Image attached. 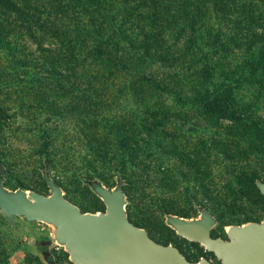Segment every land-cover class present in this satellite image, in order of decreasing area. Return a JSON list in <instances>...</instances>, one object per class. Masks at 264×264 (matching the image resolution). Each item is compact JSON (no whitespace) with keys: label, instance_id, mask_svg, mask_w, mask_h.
<instances>
[{"label":"trees","instance_id":"1","mask_svg":"<svg viewBox=\"0 0 264 264\" xmlns=\"http://www.w3.org/2000/svg\"><path fill=\"white\" fill-rule=\"evenodd\" d=\"M18 32L38 43L35 62ZM0 47L18 68L37 70L24 85L36 93L29 107L48 116L46 183L51 152L62 148L61 160L83 169L112 165L140 228L142 202L165 217L189 219L185 201L226 225L264 220V0H0ZM69 116L85 118L67 128ZM195 130L206 135L184 142ZM243 187L258 203L244 202ZM0 225L15 230L2 215ZM9 256L0 242V264Z\"/></svg>","mask_w":264,"mask_h":264},{"label":"water","instance_id":"2","mask_svg":"<svg viewBox=\"0 0 264 264\" xmlns=\"http://www.w3.org/2000/svg\"><path fill=\"white\" fill-rule=\"evenodd\" d=\"M6 170L0 162V215L18 231L19 219L52 227L50 235L32 231L33 252L47 264H58L51 253L62 247L74 264H213L207 259L189 261L177 248L156 242L147 230L129 219L124 181L108 188L99 179L85 184L105 204V211L83 212L66 198L65 190L53 179L47 181L50 195L34 190H12L5 185ZM264 195V181L256 180ZM199 216L188 219L167 215L166 223L183 237L199 242L214 252L219 264H264V221L231 225L227 240L213 238L216 217L203 206ZM44 247L45 250H41Z\"/></svg>","mask_w":264,"mask_h":264},{"label":"rangeland","instance_id":"3","mask_svg":"<svg viewBox=\"0 0 264 264\" xmlns=\"http://www.w3.org/2000/svg\"><path fill=\"white\" fill-rule=\"evenodd\" d=\"M13 40L16 41L15 43L20 48L24 47L28 54L31 53L28 59H31V57H33V60L37 59L39 55L37 50L38 43L20 32L15 35ZM233 41L235 43V40ZM46 45H52L51 40H48ZM3 51L4 50L0 47V105L5 109L4 115L9 117V120H4V116L2 117V113H0V160L4 163L6 170L5 182H7V187L12 190H19V187L25 186L27 187L26 190H34L43 195H50L51 192L45 178L46 171L44 170L42 156L39 152L45 144L49 134L45 128L49 127L46 126L48 125L46 123L48 116L44 109H42L43 107H29L35 106L33 103L36 93L30 85H24V81L31 75L36 74L37 70L35 72L32 67L20 68L19 66L18 68L16 62L7 58L3 54ZM237 51L238 50H236V52ZM33 64L35 65V63ZM248 99H251V95L248 96L247 100ZM261 104L260 113L263 112L264 114V97ZM22 105L25 107H22ZM117 108L121 109V107ZM84 118V116H69L67 121H65V126L71 128L77 122L80 123L83 121ZM10 122L12 126H6ZM50 125H53L54 129L58 127L56 132L60 130V121L51 122ZM229 125L228 121H222L220 127L224 128V126L227 127ZM2 126H5L6 129H1ZM202 134L203 133L198 130L189 131L184 142L189 141L192 145L206 135L202 136ZM51 153L56 163L53 165L55 168H53L49 177L63 187L66 198L79 206L83 211L93 213L105 211V204L94 193V190L84 183L83 179L87 178L90 174V177L96 176L108 188H114L117 185V181L115 177L116 173L112 165L97 163L95 165V170H92V168L86 170V168L83 169L79 165L80 161L77 162L78 160H61V156L65 153L62 148H59L56 154L54 152ZM207 155L205 154V156ZM209 157V161L216 165L214 167L216 172L218 174L222 173L225 167L224 163L219 161L215 153L210 154ZM220 158L222 159V157ZM253 164L256 166L254 162L252 165ZM216 183H218L217 180ZM243 191L245 196L244 202L246 204L250 205L251 202L258 203L259 197L254 188L243 187ZM145 203L147 202H142L141 210L138 209L141 218L145 219L148 215L146 218L147 227L144 229L147 230L156 241L164 243L163 237L174 234L173 230L166 223V217L163 214L157 211H153L154 213H147L146 208H144ZM180 205L191 209L189 219H194L199 216V212L195 208H192L191 204L181 201ZM257 208L259 209L261 207L256 205L254 208L250 209ZM154 209L151 208L150 212ZM143 211L147 214H144ZM17 226L18 231H11V229L4 227V225H0V242L10 255L9 264H47L41 257L35 254L31 248L32 231L50 235L53 231L52 227L41 222H35L29 225L22 219L18 220ZM229 226L231 225L218 223L217 226L214 227V231L216 234H222L227 237V228ZM9 232L12 234L10 235ZM55 247H57L55 253L59 263L74 264L71 262L68 253L62 247L57 245H55Z\"/></svg>","mask_w":264,"mask_h":264},{"label":"flooded vegetation","instance_id":"4","mask_svg":"<svg viewBox=\"0 0 264 264\" xmlns=\"http://www.w3.org/2000/svg\"><path fill=\"white\" fill-rule=\"evenodd\" d=\"M27 222V221H26ZM28 223V222H27ZM29 225H32L34 223H28ZM169 226V225H168ZM217 226V225H216ZM170 227V226H169ZM174 234L167 235L163 237L164 243L159 242L160 244L166 245V246H173L177 248L189 261L191 262H199L201 259H207L213 264H219L220 261L217 259V256L214 252L208 250L206 246L199 242L191 241L182 235H180L177 231H175L173 228ZM215 228L212 230V236L213 238H223L224 240H227L228 237L223 236L222 234H216ZM33 249V247L31 246ZM57 247L52 246L51 253L55 256V259L57 261L56 257V251ZM41 250H45L44 247H41ZM58 262V261H57ZM58 264H61L58 262Z\"/></svg>","mask_w":264,"mask_h":264}]
</instances>
